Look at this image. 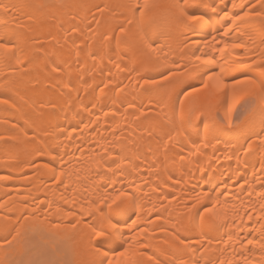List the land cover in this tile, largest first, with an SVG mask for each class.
<instances>
[{"label": "bare ground", "instance_id": "6f19581e", "mask_svg": "<svg viewBox=\"0 0 264 264\" xmlns=\"http://www.w3.org/2000/svg\"><path fill=\"white\" fill-rule=\"evenodd\" d=\"M143 2L0 0V43L15 45L9 62L0 64L3 264H85L92 257V217L81 209L111 175L101 180V163L119 173L106 189L109 194H116L113 188L135 194L123 217L127 225H121L125 239L133 242L120 257L126 264H244L245 259L261 264L259 244L247 240L264 234V147L257 135L264 133V101H253L247 86L238 85L230 127L220 122L233 105L232 90L225 89L216 94L215 122L200 116L181 128L144 85V79L158 77L160 65L178 62L190 67L183 76L177 73L185 82L175 86L173 97L189 84L199 87L192 68L202 67L195 57L203 59L210 51L203 47L206 42L219 48L235 39L246 47L236 49L233 60L258 61L264 56V24L258 17L241 23L242 37H223V32L242 5L259 8V3L196 0L218 7L216 13L201 9L203 19L194 28L169 7L184 0H153L161 7L147 13L153 18L141 29L129 6ZM97 6L107 7L101 12ZM213 56L220 63L218 54ZM228 67L226 83L244 79ZM251 67L256 75L258 69ZM189 75L196 79H186ZM247 102L251 107L237 114ZM247 144L253 151L245 155ZM141 226L147 231L137 236ZM145 239L147 249L138 246Z\"/></svg>", "mask_w": 264, "mask_h": 264}, {"label": "snow or ice", "instance_id": "6c2138e0", "mask_svg": "<svg viewBox=\"0 0 264 264\" xmlns=\"http://www.w3.org/2000/svg\"><path fill=\"white\" fill-rule=\"evenodd\" d=\"M212 3H215V0H212ZM257 3H259V8H257L256 3L242 5L241 10L235 12L230 21H228V27L223 32V37H228L229 33H233L234 35L239 34V36L242 37L244 34L240 32L241 23L251 24L253 22L252 18L258 17L260 22L264 24V0H257ZM97 7L99 11L103 12L107 6H105V8ZM160 7L161 5L153 2V0H144L142 4L138 3L129 6L133 17L137 18V25L141 29L143 28L144 23L151 22L153 18L152 16L147 15V13L150 10H155ZM169 7L175 8L178 11V19L181 22H192V26L195 28L197 22H201L203 19L201 9L210 8L213 13H216L218 5L211 6L208 2L198 4L196 0H192V3H189V0H184L183 3L177 2ZM235 7L236 5H233V8ZM252 9H256V11H252ZM223 15L224 17H228L229 13L223 11ZM127 23L131 24L132 20L129 19ZM119 32L120 36H125V27L121 26ZM128 38L132 39V36H129ZM250 38L251 37H249V39ZM212 39L215 40V36H213ZM148 47H151V45H148ZM203 47L210 49V51L204 54L203 59L199 55L195 57L197 61H200L202 67L196 66L192 68L193 72L198 73V78L200 80L199 87L189 84L188 87L183 88L175 98L173 97L175 86L178 83L185 82L179 80L177 73L179 72L180 76H183L184 73L188 72L190 67V65L181 67L177 62L171 66L168 64L160 65L159 68L156 69L158 77L144 79V85L147 86L146 91H148L149 94H155L158 96V102L161 103L163 107L169 108L176 115L178 126L183 128L186 125L192 126L194 120L198 119L200 116L208 117L215 122V113L218 111L216 94L222 90L231 89L233 94V105L225 112L224 118L220 120L221 123H227L228 126L231 127L233 125L232 111L237 102L235 89L238 85L244 84L247 86L246 92L253 101L256 99L264 101V56L258 61L254 59L244 60L240 58L233 60L232 56L234 51L246 47L243 42H238L235 39L231 43H223L219 48H216L211 42H206ZM14 48L15 45H11L7 42L0 43V64H6L9 62L11 57L8 54L13 53ZM152 50L155 51L154 48ZM197 51L203 53L202 48H197ZM213 53L218 54L220 63H218L217 59L213 56ZM226 65L229 66V72L239 71L244 79H234L231 84L226 83L224 80ZM246 65L249 67L247 71H244L243 69ZM251 66L258 69L256 75L251 74L253 71V67ZM186 79H196V77L189 75ZM241 115H243V113H241ZM262 116H264V109H262ZM262 122H264V120H262ZM205 130L207 134L209 130L208 124H205ZM212 131H215V129L213 128ZM257 135L260 141V146L264 147V133ZM0 139H2V137H0ZM243 147L245 155L253 151L252 144H247ZM105 151H107V149H105ZM101 160L106 161L107 157L102 156ZM113 163H116V161ZM100 166L105 169L100 177L101 180H103L104 175H108L109 173H111V175H109L108 180L104 183V190L98 193L94 199H88L87 206L82 207L81 209L82 214L92 217V223L89 225L90 234L88 243L91 246L93 253L92 257L89 258L85 264H126V262H123L120 257H124L132 250L133 242L125 239V233L122 231L121 225H127V220L123 219V217L126 216L129 211V204H134L135 194L128 193L127 191H117L115 188H113L112 191L116 194L114 196L109 194L106 189L109 184L112 183L113 177L119 173L112 167H108L105 163H101ZM116 167L119 168L118 163L116 164ZM261 167H264V165ZM53 171H55V169H53ZM63 175L64 172L61 171L60 176ZM55 179L58 180L59 177H56ZM261 195H264V193H261ZM112 205H117V207L112 208ZM0 207H3V205H0ZM260 207L262 209L260 218L264 220V204ZM205 211L211 213L212 209L206 208ZM137 219H139L138 214ZM218 219H223V217H219ZM248 219L251 220L252 216L249 215ZM133 224H135V221H133ZM147 224H152V221L148 220ZM211 226L213 225L210 224L209 227ZM199 227L203 230L204 224L201 223ZM261 227L264 228V224H262ZM146 231L147 228L141 226L140 232L137 233V236ZM18 235L19 232H17V236ZM12 239L15 240L16 237L13 236ZM5 243L10 244L11 241L5 237ZM208 243L211 244L212 242L208 241ZM254 243H258L262 250L260 261L261 264H264V234L260 235L259 240H247V244L249 245ZM138 246L145 249L149 247L146 239L140 240ZM2 247H4V245L0 244V248ZM207 250L208 249H205V251ZM248 251L251 255H254L252 250ZM109 253H118V255H112L109 257ZM96 256L101 258L97 261L95 259ZM0 264H3V262H0ZM217 264H225V261L218 260ZM244 264H256V262L255 260L245 259Z\"/></svg>", "mask_w": 264, "mask_h": 264}, {"label": "rangeland", "instance_id": "374dc122", "mask_svg": "<svg viewBox=\"0 0 264 264\" xmlns=\"http://www.w3.org/2000/svg\"><path fill=\"white\" fill-rule=\"evenodd\" d=\"M251 103H252V102H247V103H245L243 106H241V107L238 109L237 114H241V113L244 112V110H247L248 108H250V107H251ZM51 259H52V258H50L49 261H50ZM50 262H51V261H50Z\"/></svg>", "mask_w": 264, "mask_h": 264}]
</instances>
